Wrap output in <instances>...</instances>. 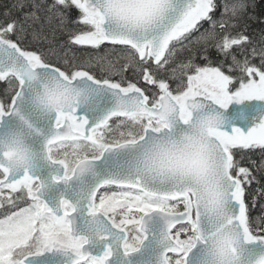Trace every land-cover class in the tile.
<instances>
[{"label": "snow or ice", "instance_id": "1", "mask_svg": "<svg viewBox=\"0 0 264 264\" xmlns=\"http://www.w3.org/2000/svg\"><path fill=\"white\" fill-rule=\"evenodd\" d=\"M249 9L15 0L0 12V264H264V216L246 202L264 174V116L225 127L233 102L264 101Z\"/></svg>", "mask_w": 264, "mask_h": 264}, {"label": "trees", "instance_id": "2", "mask_svg": "<svg viewBox=\"0 0 264 264\" xmlns=\"http://www.w3.org/2000/svg\"><path fill=\"white\" fill-rule=\"evenodd\" d=\"M15 0H0V12L4 11L7 6H10L12 3H14ZM251 3L255 4V9H249V12L256 17V19L252 21H247L248 23V34L252 36L254 39H259L261 34L264 33V23L261 22V20H264V0H250ZM207 27V25H205ZM61 39H66V37H62ZM78 55H87V51L80 50L77 52ZM209 58L213 62V64H217L221 57L217 54L216 50L214 48H210L208 51ZM186 59V53H179L176 58V62L179 63L182 60ZM197 63L203 65L205 61L201 59L200 57H197ZM172 86L175 87V82H172ZM4 87L3 84H0V90H2ZM238 155H240L238 153ZM246 157H250L252 160L260 161L261 160V153L259 151L251 152V153H245ZM245 165L248 164V160L245 159L243 161ZM257 180L258 183H253L251 187L246 188V202L251 203L252 197H256V202L254 207H250V215L253 218V220L256 223H259L261 220V217L264 216V199L259 198L258 192L259 190L264 187V174L257 173Z\"/></svg>", "mask_w": 264, "mask_h": 264}, {"label": "water", "instance_id": "3", "mask_svg": "<svg viewBox=\"0 0 264 264\" xmlns=\"http://www.w3.org/2000/svg\"><path fill=\"white\" fill-rule=\"evenodd\" d=\"M241 112L245 114L246 119L234 118ZM225 115L229 118L228 124L225 125L227 130L230 131L231 126L236 125L247 131L248 127L253 124V118L259 119L264 116V101L246 100L240 103L233 102L226 110ZM34 264H42V261L38 259Z\"/></svg>", "mask_w": 264, "mask_h": 264}, {"label": "flooded vegetation", "instance_id": "4", "mask_svg": "<svg viewBox=\"0 0 264 264\" xmlns=\"http://www.w3.org/2000/svg\"><path fill=\"white\" fill-rule=\"evenodd\" d=\"M4 212H5V208H0V217L3 215Z\"/></svg>", "mask_w": 264, "mask_h": 264}, {"label": "rangeland", "instance_id": "5", "mask_svg": "<svg viewBox=\"0 0 264 264\" xmlns=\"http://www.w3.org/2000/svg\"><path fill=\"white\" fill-rule=\"evenodd\" d=\"M0 208H5V212L3 213V215H4L7 211H9V209H8L7 207H0ZM3 215H2V216H3ZM2 216H1V217H2Z\"/></svg>", "mask_w": 264, "mask_h": 264}]
</instances>
